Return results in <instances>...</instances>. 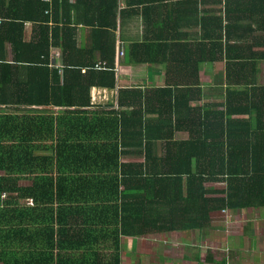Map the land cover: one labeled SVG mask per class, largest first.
Returning <instances> with one entry per match:
<instances>
[{
	"label": "trees",
	"instance_id": "trees-1",
	"mask_svg": "<svg viewBox=\"0 0 264 264\" xmlns=\"http://www.w3.org/2000/svg\"><path fill=\"white\" fill-rule=\"evenodd\" d=\"M205 1L194 0L198 15L214 10ZM210 1L194 84L201 62L224 56L226 101L184 103L194 117L181 119L167 87L155 91L169 104H129L121 89L118 109H91L94 87H116L117 0H0V264H123V237L203 234L213 212L264 208V37L254 26L264 0ZM81 11L98 37L91 49L77 44ZM237 29L250 38L241 45ZM92 49L100 64L82 58ZM181 130L189 136L177 139Z\"/></svg>",
	"mask_w": 264,
	"mask_h": 264
},
{
	"label": "crops",
	"instance_id": "crops-1",
	"mask_svg": "<svg viewBox=\"0 0 264 264\" xmlns=\"http://www.w3.org/2000/svg\"><path fill=\"white\" fill-rule=\"evenodd\" d=\"M204 3V8H213L214 10L201 12L198 15L197 9L201 11L202 6L201 3L198 6L196 2L194 4V0H117V29L115 31L116 47L114 54L116 87L113 89L94 87L91 90V109L98 111L118 109L121 89L129 90L126 97L129 104H133L135 100L145 103V98L147 97L157 104L158 102L160 104H169L170 97L158 100V92L155 91L166 87L171 92H175L174 95H177L176 99L183 106V111L178 113V117L181 119L194 117L193 112H188L184 103H187L191 108L204 104H224L227 87L225 84L226 59L224 56L217 60L210 59L203 63L201 62L198 69L199 84H194V40L200 38L201 35L198 20L201 17L212 16L215 14L216 9V5L210 0ZM95 4H98V0H95ZM74 15L79 22L76 35L78 47L93 48L98 37L92 27L84 22L86 17L91 18V14L87 11L85 13L81 11L80 14ZM244 18L243 23L245 25L249 21ZM255 20V36L264 37V16L256 17ZM244 31L243 29H237L233 34L232 38L236 40V42L232 41L234 44L241 45L250 39H246L247 33ZM31 34L32 24L29 22L26 24V37L28 38ZM260 43L261 46L256 47V52H264V43ZM58 52H60V56H56ZM231 53L234 54L235 52L232 50ZM52 55V61L56 62V65H60L62 63L60 48H53ZM213 55L214 52H207L205 56L208 58ZM82 58H91L96 64L101 63V54L98 50H89V52L83 54ZM257 73L258 81L264 83V59L258 62ZM168 84L179 85L168 86ZM234 87L240 88L241 86ZM194 89H202L201 95L194 93ZM140 99L142 101H138ZM235 117L241 118L242 115H236ZM146 118L149 117L146 116ZM188 136L189 133L186 130L176 133L177 139H185ZM218 212L221 211L213 213ZM239 212L230 213V224L238 222L236 217ZM244 230L245 233H249L248 226H244ZM193 232L194 230L190 233L176 231L169 232V234L181 235L184 233L187 236H191ZM147 237L149 235L137 238L123 237V256L125 244H127L129 249H133L142 245ZM167 238L169 236H166L165 239ZM180 242H182L180 243L181 246L186 245L193 252L194 249H199L198 245L192 244L189 240L180 238ZM197 254L196 257L198 258L199 253ZM191 257L194 259V253ZM207 258L214 261L211 254Z\"/></svg>",
	"mask_w": 264,
	"mask_h": 264
},
{
	"label": "rangeland",
	"instance_id": "rangeland-1",
	"mask_svg": "<svg viewBox=\"0 0 264 264\" xmlns=\"http://www.w3.org/2000/svg\"><path fill=\"white\" fill-rule=\"evenodd\" d=\"M259 209L240 211L238 222L232 224L226 212L212 213L211 226L203 234L198 230L191 236L150 234L138 247L129 249L125 244L123 264H264V208ZM244 226H248V234ZM180 238L199 249L193 252L181 246ZM209 254L214 261L207 258Z\"/></svg>",
	"mask_w": 264,
	"mask_h": 264
},
{
	"label": "built area",
	"instance_id": "built-area-1",
	"mask_svg": "<svg viewBox=\"0 0 264 264\" xmlns=\"http://www.w3.org/2000/svg\"><path fill=\"white\" fill-rule=\"evenodd\" d=\"M46 1H48V0H46ZM70 1H74V0H70ZM48 12V11H47ZM46 12V13H47ZM0 22H1V20H0ZM61 54H60V52H58V53H56V56H60ZM60 68H61V66L60 65H58ZM28 202H32V200L31 199H28L27 200Z\"/></svg>",
	"mask_w": 264,
	"mask_h": 264
}]
</instances>
